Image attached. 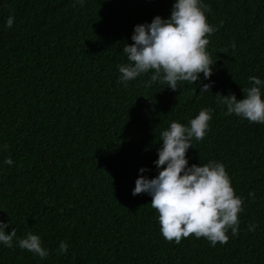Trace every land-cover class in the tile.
<instances>
[{"label":"trees","instance_id":"16d2710c","mask_svg":"<svg viewBox=\"0 0 264 264\" xmlns=\"http://www.w3.org/2000/svg\"><path fill=\"white\" fill-rule=\"evenodd\" d=\"M175 2L0 0V222L17 233L11 248L0 243V264H264V124L226 115L215 97L239 102L249 77L264 83V0H201L214 29L210 78L173 91L150 70L125 87L118 65L135 26L167 20ZM203 109L212 119L188 167L223 164L243 200L238 234L215 246L166 240L152 197L133 196L141 168L159 174L161 133L173 121L190 127ZM29 232L47 257L18 246Z\"/></svg>","mask_w":264,"mask_h":264},{"label":"clouds","instance_id":"9594fccd","mask_svg":"<svg viewBox=\"0 0 264 264\" xmlns=\"http://www.w3.org/2000/svg\"><path fill=\"white\" fill-rule=\"evenodd\" d=\"M81 4L83 0H80ZM210 11L201 0H176L167 20L157 16L151 24L137 25L131 39L132 45L125 44L123 53L128 63L118 65L121 73L119 82L136 80L141 74L151 71V82L166 83L168 88L177 90L178 82L191 85L203 73L208 79L213 74L214 65L206 51L214 32L205 15ZM14 17L9 16L7 27L11 28ZM252 87L244 89L245 98L237 101L234 94L223 97L217 94V101L227 107L226 115L236 114L252 123L264 124V99L261 87L264 83L257 77H249ZM211 85L205 84L200 94L210 92ZM211 109H203L190 121V127L173 121L170 128L161 133L162 148L155 162L159 169L156 178L148 179L143 174L148 169L141 168L135 182L133 196L147 193L152 197L151 207L159 214L163 237L168 241L180 243L182 238L195 235L206 238L215 246L228 242L227 232L238 234L239 213L243 200L236 196L230 178L221 163L209 161L206 165L188 167L186 152L193 147L191 141L203 140L212 119ZM7 149L8 145H4ZM12 165L13 160H5ZM166 166V167H165ZM255 193H249L254 197ZM10 225L0 222V243L11 248L16 238V230L10 233L5 229ZM251 225L249 231H255ZM21 249L45 258L48 250L42 247L38 235L28 233L26 238L17 241ZM68 245L61 242L58 252H67Z\"/></svg>","mask_w":264,"mask_h":264}]
</instances>
